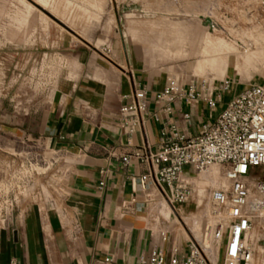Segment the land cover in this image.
Returning a JSON list of instances; mask_svg holds the SVG:
<instances>
[{
    "label": "crops",
    "instance_id": "crops-1",
    "mask_svg": "<svg viewBox=\"0 0 264 264\" xmlns=\"http://www.w3.org/2000/svg\"><path fill=\"white\" fill-rule=\"evenodd\" d=\"M117 23L109 0H0V50L25 69L55 73L41 138L69 155L64 208L47 209V218L39 205L20 208L19 219L0 229V264H139L158 250L188 252L191 236L180 219L193 207L173 208L150 183L144 191L147 168L136 160L125 166L122 157L147 146L157 151L170 125L197 135L236 93L212 107L158 101L165 84L129 68ZM229 59L214 63L227 67ZM133 79L149 90L143 126L135 129L120 120Z\"/></svg>",
    "mask_w": 264,
    "mask_h": 264
},
{
    "label": "rangeland",
    "instance_id": "rangeland-1",
    "mask_svg": "<svg viewBox=\"0 0 264 264\" xmlns=\"http://www.w3.org/2000/svg\"><path fill=\"white\" fill-rule=\"evenodd\" d=\"M109 1L129 68L141 77L158 85L169 79L183 84L230 80L233 90L226 101L246 86L264 81V0ZM228 56L227 67L214 63ZM24 67L0 50V229L16 222L19 209L28 205H39L45 218L50 209L64 208L61 189L69 155L41 138L55 73ZM217 171L187 176L198 196L224 187L218 181L223 170ZM201 178L212 180V185L201 189ZM184 217L201 236L198 223L194 224L197 217L190 212Z\"/></svg>",
    "mask_w": 264,
    "mask_h": 264
},
{
    "label": "built area",
    "instance_id": "built-area-1",
    "mask_svg": "<svg viewBox=\"0 0 264 264\" xmlns=\"http://www.w3.org/2000/svg\"><path fill=\"white\" fill-rule=\"evenodd\" d=\"M232 90L230 80L217 83L201 79L183 84L169 79L156 99L168 104L204 100L212 107ZM125 101L120 109L121 123L141 128L149 108V90L133 79ZM131 160L147 168L140 178L142 189L149 190L150 183L173 208L191 204L197 217L194 224L200 223L202 231L197 239L183 221L191 236L186 255L175 250L166 257L158 250L141 258L139 264H264V81L234 94L216 121L197 135L189 137L175 125L167 126L160 149L153 152L147 146L122 157L125 166ZM213 167L223 170L229 186L198 196L197 187L187 176ZM164 186L170 187L171 197Z\"/></svg>",
    "mask_w": 264,
    "mask_h": 264
},
{
    "label": "bare ground",
    "instance_id": "bare-ground-1",
    "mask_svg": "<svg viewBox=\"0 0 264 264\" xmlns=\"http://www.w3.org/2000/svg\"><path fill=\"white\" fill-rule=\"evenodd\" d=\"M215 169H217V170H219V171H222L220 168H215V167H213V168H211V169H209L208 171H212V170H215ZM208 171H206V172H208ZM219 171H217V172H219ZM221 173V172H220ZM222 173H223V171H222ZM223 176H224V174H222ZM194 179H192V181H193ZM218 181H221V182H223V183H225V185H224V187H228L229 186V181L227 180V178L224 176V177H221L220 176V179L218 180ZM194 182V181H193ZM212 185V180H209V179H207V178H201L200 179V183H199V186H200V188L201 189H208L210 186ZM224 187H222V188H224ZM217 189H221V188H217ZM197 223L198 222H195V225H197ZM198 226H199V228H198V232L201 234L202 233V231H201V225L198 223ZM194 233V232H193ZM194 235H195V233H194ZM200 235H195V237L197 238V239H200L201 238V236L199 237Z\"/></svg>",
    "mask_w": 264,
    "mask_h": 264
}]
</instances>
